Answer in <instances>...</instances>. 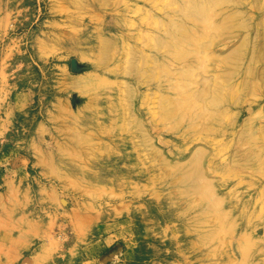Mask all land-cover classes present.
I'll use <instances>...</instances> for the list:
<instances>
[{
	"label": "rangeland",
	"instance_id": "374dc122",
	"mask_svg": "<svg viewBox=\"0 0 264 264\" xmlns=\"http://www.w3.org/2000/svg\"><path fill=\"white\" fill-rule=\"evenodd\" d=\"M0 264H264V0H0Z\"/></svg>",
	"mask_w": 264,
	"mask_h": 264
}]
</instances>
